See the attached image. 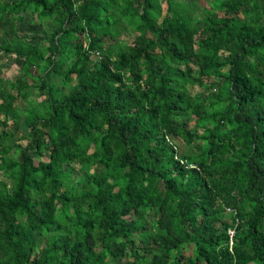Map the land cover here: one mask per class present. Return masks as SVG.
<instances>
[{"label": "trees", "instance_id": "1", "mask_svg": "<svg viewBox=\"0 0 264 264\" xmlns=\"http://www.w3.org/2000/svg\"><path fill=\"white\" fill-rule=\"evenodd\" d=\"M0 38V264H264V0H0Z\"/></svg>", "mask_w": 264, "mask_h": 264}, {"label": "rangeland", "instance_id": "2", "mask_svg": "<svg viewBox=\"0 0 264 264\" xmlns=\"http://www.w3.org/2000/svg\"><path fill=\"white\" fill-rule=\"evenodd\" d=\"M184 1H191V0H184ZM198 3V6H207L209 5V3L212 0H196ZM162 8L163 10L166 9V4L165 2H162ZM196 16H200L199 12L194 13ZM240 16V15H239ZM34 30H37L35 33H38L39 31H41L42 27L40 25H37L35 28H33ZM27 34L28 32H24L23 30L19 31V34ZM39 34V33H38ZM137 34V32H128L126 31L125 33L123 32L121 34V36L119 37V39L123 40L126 43H132L134 36ZM1 41V38H0ZM0 76L2 77V87H6V83L9 80H12L14 78V76L18 73V63L15 59V55L14 53L12 54H3L2 51L0 50ZM33 72H36L35 68H32ZM192 89V91L194 90V92L196 91H200L198 89V87L192 86L190 88V90ZM45 95L39 96V98H43ZM1 101V99H0ZM19 102V100L17 101V103ZM28 131V127L25 126L24 122H21L19 125V132L21 133H26ZM22 145H26L27 143H29V140L27 139V137H25L24 139H22L21 141ZM28 145V144H27ZM43 159H46L45 157H43ZM0 179H5L4 176L0 173Z\"/></svg>", "mask_w": 264, "mask_h": 264}, {"label": "built area", "instance_id": "3", "mask_svg": "<svg viewBox=\"0 0 264 264\" xmlns=\"http://www.w3.org/2000/svg\"><path fill=\"white\" fill-rule=\"evenodd\" d=\"M228 233H229V236H230V242H231V238H232V235L234 234V230H233V229H230V230L228 231Z\"/></svg>", "mask_w": 264, "mask_h": 264}]
</instances>
